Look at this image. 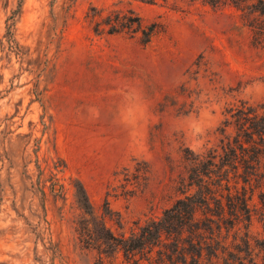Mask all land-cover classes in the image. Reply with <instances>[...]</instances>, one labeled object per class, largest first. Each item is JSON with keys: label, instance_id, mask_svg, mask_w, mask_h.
<instances>
[{"label": "rangeland", "instance_id": "1", "mask_svg": "<svg viewBox=\"0 0 264 264\" xmlns=\"http://www.w3.org/2000/svg\"><path fill=\"white\" fill-rule=\"evenodd\" d=\"M257 1L0 0V264H99L78 231L79 181L119 235L196 190L195 153L219 143L233 108L264 102ZM247 190L251 225L203 228L226 258L204 249L202 264H264L261 187ZM173 240L104 263L199 264Z\"/></svg>", "mask_w": 264, "mask_h": 264}, {"label": "trees", "instance_id": "2", "mask_svg": "<svg viewBox=\"0 0 264 264\" xmlns=\"http://www.w3.org/2000/svg\"><path fill=\"white\" fill-rule=\"evenodd\" d=\"M249 6L264 15V0H258ZM259 28H261L259 31H264L263 26ZM144 31L151 35L153 29L150 31L144 29ZM224 122L222 127L224 135L219 143L195 153L191 159L187 184H189L188 190L194 185L197 186L196 190L188 192L185 189V195L166 208L161 217H152L145 223H139L138 229L133 228L129 235L125 231L120 235L114 232L107 222L110 206L103 212L97 211L84 183L79 181L75 194L83 210V217L79 221L78 231L81 240L86 245L97 247L100 250L99 264H105L102 254L110 255L123 250L130 257L146 249L147 251L152 250L155 244L162 241L163 234L173 237L175 250L182 249L183 255H185L183 249L190 253L193 252V258L199 264H202L200 259L204 249L211 253L210 259L214 258L213 255L218 258L225 257V255H220L218 250L222 241L215 238L218 244L216 246L212 240H207L202 229L212 228L213 233L215 231L213 222H215L221 233L224 226L228 229L230 224L231 226L237 224L236 219L243 218L249 220L250 226L252 210L249 204L251 195H248V186L261 187L259 196L264 214V102L257 105L243 102L232 109L231 117H227ZM229 126L235 127L234 134L227 132ZM231 172H233L232 176ZM231 178H236L233 186ZM49 179L51 180V191L55 195H64L66 187L57 173L53 172ZM241 181L243 182L242 188L239 187ZM224 183L228 191L225 194L220 192L221 197H219L216 193L217 188ZM42 190L46 194L45 188ZM225 196L226 201H224ZM212 201L215 205H212ZM226 205L229 215H227ZM199 209L205 215L203 224H207L206 227L200 222L197 213ZM118 222L121 225V221ZM186 231L189 232L187 237L184 235ZM222 244L225 246V243ZM170 256L173 257V255ZM234 258L242 260L238 254L234 255ZM235 259L233 263L227 264H234ZM227 262H231L229 257H227Z\"/></svg>", "mask_w": 264, "mask_h": 264}]
</instances>
